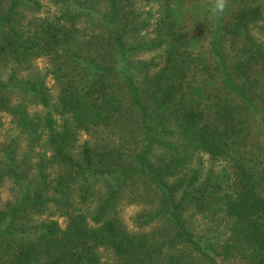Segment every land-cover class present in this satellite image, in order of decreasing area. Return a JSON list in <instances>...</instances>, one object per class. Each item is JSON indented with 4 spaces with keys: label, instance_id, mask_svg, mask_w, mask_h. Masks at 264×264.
Instances as JSON below:
<instances>
[{
    "label": "trees",
    "instance_id": "1",
    "mask_svg": "<svg viewBox=\"0 0 264 264\" xmlns=\"http://www.w3.org/2000/svg\"><path fill=\"white\" fill-rule=\"evenodd\" d=\"M136 1L0 0V126L7 114L39 147L34 176L16 138L0 147V186L11 178L19 189L0 208V264H107L100 247L117 264H264V44L253 34H264L263 6L242 0L218 14L205 52L189 0H149L157 15ZM140 49L164 54L143 88L131 59ZM39 58L45 73L21 76ZM199 153L230 169L198 184L188 168ZM135 180L155 192L138 218L162 222L150 230L128 229L116 209ZM191 206L224 213L219 248L190 228Z\"/></svg>",
    "mask_w": 264,
    "mask_h": 264
},
{
    "label": "rangeland",
    "instance_id": "2",
    "mask_svg": "<svg viewBox=\"0 0 264 264\" xmlns=\"http://www.w3.org/2000/svg\"><path fill=\"white\" fill-rule=\"evenodd\" d=\"M252 1V0H251ZM260 2L263 6V15H264V0H256ZM136 5L142 8L143 10H152L156 15L159 13V5L155 1L149 0H137ZM213 0H189L187 2V18L189 29L192 34L198 35V45L202 51L207 52L210 46V40L213 35L215 19L217 15L210 13L209 8ZM243 3L242 0H228L227 9L235 8ZM48 7V6H47ZM46 7V8H47ZM226 9V10H227ZM225 10V11H226ZM224 15V14H223ZM225 21L229 19V15L225 14ZM264 23V17L260 21ZM146 35L148 38L153 35L152 31H143L142 35ZM255 38L264 44V34H262L257 27L253 30ZM146 37V38H147ZM140 39V37H139ZM224 49L230 60L235 59V54L232 49V41L230 38L225 39ZM132 55V64L135 68L136 79L141 88L145 85L144 76L148 73L151 74L156 68L157 64L162 63L163 61V51L162 49H140L136 50ZM144 63H152L149 69H144ZM49 64L45 58H39L32 62V66L23 71L21 76L28 77L35 74H44ZM1 72H3V77H7L9 74L8 68L1 67ZM46 83L49 87L50 92L55 96L58 93V86L55 80L49 75L46 77ZM40 108L39 106H31L32 110ZM2 115V124L0 126V147L3 143L11 140L12 138L17 139L19 160L24 162L22 159L26 156V163L22 164L23 167L27 170L29 176H34L36 173L35 163L38 160V151L39 147H36L33 150H30L27 145V140L24 134H22L18 129L14 127L11 122L10 116L7 114ZM104 134L112 137L113 140H116L118 134H115L113 130L105 131ZM255 135L262 140L264 136L258 133L256 130ZM170 141H176L175 136L168 137ZM157 147L155 151V157L161 155L163 152L162 148ZM224 168L230 169L228 162L226 161H215L208 154L199 153L194 158H192L188 171L191 172L192 169H197L199 173V182L198 184L204 183L209 177H212L213 180L220 178L222 170ZM100 185H98L99 187ZM103 188V187H100ZM104 190V189H103ZM154 191L152 192L147 186L142 182V180H135L127 187L124 195L120 199V202L117 205V212L119 213L122 221L127 226L128 229L132 231H144L150 230L155 226L162 224L160 221H155L151 224L141 226L139 222V216L150 210L153 206V196ZM19 197V189L13 182L11 178H7L2 186H0V208L5 207L9 202H14ZM184 218L186 219L190 228L200 236L207 244L214 243L215 247L219 248L220 244L225 241V235L223 234L225 220L222 221L224 213H218L216 215L212 214H202L196 211L194 207H188L184 213ZM40 217H45V214H41ZM59 221L64 224L63 218H60ZM221 221L220 226L218 223ZM217 227V228H216ZM226 234V233H225ZM99 253L101 256L102 262L107 264H117V259L114 253L104 247L99 248ZM230 264H241L235 262V260L229 261Z\"/></svg>",
    "mask_w": 264,
    "mask_h": 264
},
{
    "label": "clouds",
    "instance_id": "3",
    "mask_svg": "<svg viewBox=\"0 0 264 264\" xmlns=\"http://www.w3.org/2000/svg\"><path fill=\"white\" fill-rule=\"evenodd\" d=\"M228 7V0H213L209 11L213 15L222 14Z\"/></svg>",
    "mask_w": 264,
    "mask_h": 264
}]
</instances>
